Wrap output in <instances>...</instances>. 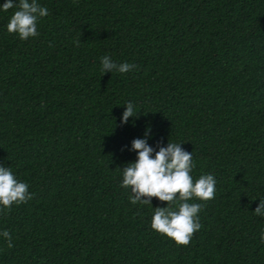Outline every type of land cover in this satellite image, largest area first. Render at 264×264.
<instances>
[{
    "label": "trees",
    "instance_id": "16d2710c",
    "mask_svg": "<svg viewBox=\"0 0 264 264\" xmlns=\"http://www.w3.org/2000/svg\"><path fill=\"white\" fill-rule=\"evenodd\" d=\"M37 3L49 15L25 41L7 32L18 9L0 10V166L34 194L0 212V264H264V0ZM105 55L135 67L102 75ZM146 129L217 181L190 201L204 206L188 246L151 228L166 202L120 186Z\"/></svg>",
    "mask_w": 264,
    "mask_h": 264
},
{
    "label": "clouds",
    "instance_id": "9594fccd",
    "mask_svg": "<svg viewBox=\"0 0 264 264\" xmlns=\"http://www.w3.org/2000/svg\"><path fill=\"white\" fill-rule=\"evenodd\" d=\"M17 8L7 24L9 34L18 35L22 41L39 36L38 21L49 15L46 7L40 6L37 0H5L0 10L7 12ZM78 44L81 41L77 42ZM101 72L126 73L135 65L130 63L117 64L110 56L101 58ZM120 123L129 122V117H136L138 111L129 101L125 106ZM149 130L146 129L144 138L131 141L130 151L136 152L134 162H129L121 169L122 180L120 186L130 189V203L151 205L152 198L166 202V207H155L151 218V228L158 234L172 239L177 246H188L192 236L199 231V213L203 203L190 201L199 200L207 202L216 195V179L212 174L200 175L194 179L191 175L194 163L192 152L181 147L182 143L170 142L161 146L157 142L156 148L149 146L147 138ZM158 149V150H156ZM123 150V149H122ZM29 185L19 181L10 167L0 166V212H11L14 205L19 206L30 201L34 194L29 192ZM255 215L264 217V199L253 211ZM7 248L14 247L12 237L7 230L0 232ZM264 242V232L261 234Z\"/></svg>",
    "mask_w": 264,
    "mask_h": 264
}]
</instances>
